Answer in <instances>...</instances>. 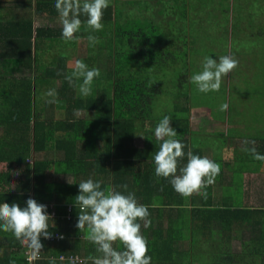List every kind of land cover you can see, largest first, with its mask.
Here are the masks:
<instances>
[{
	"label": "trees",
	"instance_id": "trees-1",
	"mask_svg": "<svg viewBox=\"0 0 264 264\" xmlns=\"http://www.w3.org/2000/svg\"><path fill=\"white\" fill-rule=\"evenodd\" d=\"M138 2L145 6L144 2ZM138 2L111 0L104 10L103 29L94 33L99 38L98 43L89 47L86 38L89 30L84 26L76 34L77 39L66 42L61 38L62 25L53 24L59 18L55 0H0V163L5 166L0 170V203L15 202L23 206L27 198L38 197L42 201L39 203L45 204L47 211H56L57 216L66 213L67 204L71 203L69 220L54 219L56 226L65 229L74 224L78 208L74 194L67 193L68 183L52 180L53 174H71L72 180L91 176L101 180L102 188L126 184L127 191L130 186L138 202L146 201L142 195L146 188L141 186L149 180L168 204L175 202L176 211L190 212L187 220L182 221V217H172V209L167 211L169 220L164 228L163 245L157 254V244L149 242V254L153 264H182L186 255L183 251L177 256L180 253L176 242L185 223L193 238H208L210 243L215 225L218 232L223 233L221 242L225 243L230 237H243L248 228H251V234L264 226V202L261 207L253 208L236 206L231 200L216 207L209 200L186 208L182 203L184 197L172 194L169 181L158 179L154 174V163L149 166L144 163L142 167L144 158H148L147 143L136 147L134 139L145 133L148 138L159 121L153 116L151 104L163 94L158 77L170 65L173 54L167 59L160 57L157 47L161 43L142 22L146 17H128L131 14L129 8ZM182 5L177 19L194 23L188 9L192 7L194 12L195 5L189 0H183ZM144 9L139 8L137 13L141 14ZM185 18L186 21H182ZM185 43H189L191 53L187 54ZM193 45L182 39L183 53L179 57L175 54V64L179 66V70H175H178L177 76L187 78L189 64L186 61L196 62L202 55L199 46ZM73 55L75 60L82 59L90 67L100 70L87 97H80L76 88L64 78L74 66L70 62ZM183 81L186 88L179 85L177 94L187 98L188 81ZM50 88L56 90L58 103L46 102L50 98L44 93ZM166 114L171 116V124L187 152V126H180L187 123V118L181 121L171 110L158 117L161 119ZM50 201L56 204V210ZM178 222L180 226L175 225ZM149 228L155 235L156 227L150 224L146 230ZM159 233L163 230L159 229ZM243 242V245L247 244ZM49 245L53 254L74 251L59 241L54 245H43V256L50 254ZM114 247H120L119 241L114 242ZM244 249L240 253H230L232 261L229 263L222 262L220 252L215 254L213 251L203 252L202 256H206L198 260L200 264H237L240 260L244 263L247 253L252 254V250L246 252ZM24 251L22 243L11 232H0V264H27ZM40 258L41 255L33 262L37 264ZM43 261L49 264L48 256Z\"/></svg>",
	"mask_w": 264,
	"mask_h": 264
},
{
	"label": "crops",
	"instance_id": "crops-1",
	"mask_svg": "<svg viewBox=\"0 0 264 264\" xmlns=\"http://www.w3.org/2000/svg\"><path fill=\"white\" fill-rule=\"evenodd\" d=\"M191 1L196 2V0ZM197 1L203 4L200 8H198V6L194 7V12H192L194 19L193 24L190 22H180V19L178 20L176 15L173 16V25L175 27V30H173V37L180 35L179 41L177 43L184 39L195 44L193 46L206 44L208 42L207 35L210 34V29L206 25H201L199 18L200 12L202 13L201 18L203 20L211 18V14L214 16L221 12L223 13L222 21L224 24L222 25V30H218L224 34L226 44H228V47L225 50V55H232L231 51L235 50L231 46L232 42H241L242 38H246V36H249L250 40L253 41V50L261 49L257 48L256 42L258 39H261V42L264 44V0ZM213 3H216L217 6L213 5ZM188 15L190 18V12H188ZM143 17H146V15L141 12V18ZM196 22H199L200 25H196ZM211 30L214 31L217 29ZM255 38L256 40H254ZM156 39L157 42L162 44L158 36ZM216 56L219 57L220 54H217ZM236 57H241V55L237 54ZM260 58H262L264 61V56H261ZM201 60L202 59L200 58H197L196 62L193 60L192 62H189L188 60V64L189 66H200ZM254 60L256 61L257 58L253 57L252 61ZM237 61L238 63H242L239 59ZM262 68L264 70V63H262ZM239 72L240 68L236 67L230 73L225 75V91L222 93L223 96L220 101L217 102L211 98L210 100L207 99L204 102H199L201 104H198V102L191 103L189 97L188 103L187 98H185L183 94L175 93V100L176 97L181 96V99L185 102L181 105H179L177 102L176 105L173 106L174 108L173 111L171 110V112L173 115H177L176 117L180 118L181 121L182 119L187 118V123L183 125L180 124L182 128L187 126V129L185 130V136H187V139H185L188 142V144H186L187 151H191L194 154L201 156H207L221 165L220 174L216 177L215 182L209 185L206 189L202 190L201 194L193 193L192 195L194 197L192 195L188 197L183 196L184 201L182 203L186 208H191L192 205L196 206L197 204H201L204 201L208 202L209 200L212 201V206L220 207L221 205H226L229 201H234L231 197H228V195L231 194L228 193L229 187H232V191L233 189H237L236 192L241 194L240 198L235 201L236 206L249 205L250 207L258 208L261 207L264 202V161L253 159L252 154L244 150L246 147H255L257 152L264 154V91L259 90L260 87L258 86L257 91L259 90V93H255L254 95L259 102L253 100L248 105L246 103L244 104V106L247 108H244L243 110L248 114L251 120L254 119L255 121L246 122L242 119H239L238 115L229 116L228 113L231 108L230 101L235 102V105L232 108H239V106L236 105L239 102V95L235 96L232 100L230 99V93L240 91L237 87H234L233 90H231V81L232 79H235L234 81H236L237 74ZM225 102L229 105V107L227 110L221 111L220 105ZM157 123L158 121L156 124ZM150 124L151 123H148V126H150ZM173 125L174 124H171L172 127ZM146 134L147 133L144 135L141 134L134 139V144L136 147H143L144 144L147 143L146 149L148 161L144 158L142 167L144 166V163L147 165L153 163V156L158 150L160 143L153 134H150L153 135V140L150 141V139H152L150 135L148 138H145ZM244 140L255 141V143L245 145L243 143ZM181 163H183V161ZM160 178L166 182L169 181L166 178L158 177V179ZM51 179L56 182L68 183L67 193L74 194V196H76L78 187L75 184V181L79 182L83 178L72 180L71 174L66 175L60 172L53 174ZM12 183L14 184L13 181ZM141 188H146L143 190L145 194H142L146 201H141L139 203L149 206L151 224L156 227V234L153 235L152 229L150 228L149 230H146L142 227L141 231L146 236L148 242H153L155 245L157 244L158 254L159 247L163 245L162 241L164 237V228L167 226V222L169 220L167 211L172 209V217H182V221L187 220V218L190 216V212L188 211V214L187 212L181 213L176 211L178 206L174 205L175 202L168 204L165 197L158 194L159 192L154 189V185L149 180L148 184H144L143 187L141 186ZM221 188H225L226 192L224 194L221 193ZM71 190L76 192H72ZM128 191H130V186H128ZM203 193H206V195ZM172 194H175L176 196L180 195L174 190ZM35 200L37 202H42L38 197ZM53 201H50L49 203L54 205L55 208L56 204ZM48 212L51 214L53 220L56 218L69 220L71 218V203L67 204V211L64 214L62 213L57 216L56 211L54 210H50ZM76 220L77 218L73 220L74 224L71 227H67L65 229L61 226H56V222L54 220L55 227L49 231H51L53 234L59 233L63 235L62 238H41V240H44L42 245L47 244L48 246L50 243L54 245L56 242L63 241V243L67 244V249H72L74 251H70L66 254H53L50 253L53 251V248L51 245H49L50 254L43 256V253L40 252L41 258L39 261H36L37 264H44L43 260H45L46 256H48V260L53 259L55 263L58 262L59 264H64V262L68 264H92L88 257L97 255L95 252V247L87 240L86 230L79 231L75 227ZM175 225L180 226L179 222L177 224L175 223ZM189 228L190 227H187V224L185 223L183 228L179 231L180 238L178 242H176V246L179 248L177 250L180 253L177 256H180L181 252L183 251L186 255L184 256L182 264L201 263V261L198 260V243H201L199 245L201 253L213 251L215 254H218L220 252V258L224 263H229L231 260L232 255L230 253H240V251L245 248L244 250L246 252H251L252 250V254L250 255L247 253L248 255L245 257L247 261L252 262L251 264H264V229L261 231L256 230L255 234L254 232L251 233L252 235L250 238H247L248 235L243 237L238 235L235 237H230L229 241L224 243V241L221 242V236H223V233L220 234L218 232L217 226L213 225L211 235L214 233V236H212L213 240L211 239L212 242L210 243V241H207L208 238L205 240L200 237L198 238L197 236L193 238L192 231ZM159 229H161V231L163 230V233H159ZM65 230L69 232H65ZM237 234H239L238 230ZM243 240L247 243L246 245L242 244L244 243ZM259 240L260 242H258ZM218 241L220 242L219 244ZM203 242L204 244L206 242V244L204 245ZM160 251H163L162 248ZM241 261L243 260H240L237 264H249L247 261L244 263Z\"/></svg>",
	"mask_w": 264,
	"mask_h": 264
},
{
	"label": "clouds",
	"instance_id": "clouds-1",
	"mask_svg": "<svg viewBox=\"0 0 264 264\" xmlns=\"http://www.w3.org/2000/svg\"><path fill=\"white\" fill-rule=\"evenodd\" d=\"M110 3L111 0H55L62 25L61 38L66 42L77 39L76 34L84 26L89 30L86 37L89 47H95L99 38L94 33L103 29L104 10ZM237 64L232 55H215V58L205 55L200 70L190 76V82L201 93L217 91L222 78ZM99 76L98 68L77 59L64 78L76 88L80 97H87ZM44 96L50 98L47 103L59 102L54 88L48 89ZM228 107L226 102L222 103L220 110L225 111ZM171 121V116L166 114L153 130V135L160 142L153 156L154 174L168 179L173 190L184 197L201 194L215 182L221 165L207 156L185 152V144L178 138ZM243 143L250 145L255 141L244 140ZM244 150L251 153L253 159L264 161V154L257 152L255 147ZM75 184L78 187L74 197L75 207L78 208L75 227L79 231L86 230L87 240L95 247L97 255L88 257L92 264H153L149 242L141 231L142 227L146 229L151 224L149 206L139 203L135 193L127 191L126 184L102 188L101 180L91 176ZM54 227L47 206L34 198H27L23 206L15 202L0 203V232H11L25 244L31 252L30 259L38 258L43 247L41 238H50L53 233L49 230ZM117 241L120 247H114ZM49 264H55V261L49 259Z\"/></svg>",
	"mask_w": 264,
	"mask_h": 264
},
{
	"label": "rangeland",
	"instance_id": "rangeland-1",
	"mask_svg": "<svg viewBox=\"0 0 264 264\" xmlns=\"http://www.w3.org/2000/svg\"><path fill=\"white\" fill-rule=\"evenodd\" d=\"M136 1L138 2V0ZM140 2H144L145 6L146 5L147 6L145 7L142 5V3L140 4L139 2H138V5L131 6L128 10V12L131 14L128 17L130 19H136L137 16L141 15L137 13L138 9L140 8V10H142L145 7V9L142 12L143 14L146 15L147 21L143 19L142 22L146 24L150 30H152L151 35L155 34L156 36H158L159 40L162 42L160 47H157L159 48L160 57L165 56L167 59L173 54L172 60L169 62L170 65L166 69H164V71H162L163 73L161 74L159 73L160 76L158 77V80L161 82V88L163 90L162 92L163 94L160 97H158L155 101H153V103L151 104V107H152L151 110L153 112V116H155L159 120L160 118L158 116H160L164 112H167V110L173 111V108H174L173 105L175 102H178L179 105L185 103L181 99V96L176 97V100H175V93L178 92L177 91L178 86L183 84L182 89L186 88V83L183 80L188 81L187 83V93H188L187 102L188 103H189V97H190L191 103L198 102V104H201L199 102H204L207 99L210 100L211 98H213L215 102L220 101V99L223 96L222 93L225 91L224 89L226 87V82L224 80L225 76L222 78L220 89L217 91H210L209 93L199 92L196 88V85L190 82V76L194 72L199 71L200 66H189L188 65L187 78L184 75L183 76L180 75L181 77L177 76V71L179 70L178 69L179 66L175 64L176 63L175 54L177 55V57H179L183 53V50L180 47L182 45V41L177 43L179 41L180 35H178L177 37H173V30H175V27L173 25V21H174L173 16L177 14L179 8L182 9L183 0L182 1H178V0L176 1L140 0ZM191 2L193 3L194 1H191ZM193 4L195 6H198V8H200L203 3H200L199 1L196 0V2H194ZM213 5H216V3H213ZM189 6L190 5H188V7ZM188 11L191 14L190 20H194L192 16L193 8L190 7ZM201 14L202 13L200 12L199 18L201 21V25L208 26L210 29V34L207 35L208 42L206 44H201L199 46V51L202 52V55L199 56V58L202 59L205 55H211L213 57L215 56V54L216 55L220 54V56L225 55V50L228 47V44H226V39H225L224 34H222L221 31H219V30H222V25L224 24V22L222 21L223 13L220 12L218 15H214V16L213 14L210 13L212 17L207 20H203L201 18ZM186 19L187 18H185V20L182 19V21H186ZM150 23L152 24L151 26H150ZM53 24L60 25L61 24L60 19L59 18L56 19L53 22ZM153 25H154V30L152 29ZM197 25H200V23L198 22ZM211 29H217V30L213 31ZM254 40H256V38ZM252 42L253 41L250 40V37L246 36V38H242L241 42L234 41L231 43L232 48L235 49L231 51L232 56H234L237 60L239 59L242 63H238L237 65V68H240V72L237 74L236 81H234L235 79H232L231 81V90H233L234 87H237L240 91H235L234 93H230L231 100L235 96L239 95L238 96L239 102L236 104L239 106V108H232L235 105V102L230 101L231 108L229 110L228 115L229 116L238 115L239 119H242L246 122L255 121V120L253 119V117H252L253 120H251L248 114L243 110L244 108H247L244 106V104L246 103L248 105L253 100H255L256 102H259L254 94L259 93V90L264 91V70L262 68V63H264V61L262 60V58H260L261 56H264V49H263L264 44L261 42V39H258V41L256 42V45H257V48H261V49L253 50ZM184 46L186 47L187 54L191 53L190 51L191 48H189V44L185 43ZM166 47H170L171 49L164 50L163 48H166ZM236 50H240V51H236ZM237 54H240L242 58L236 57ZM75 57L76 56L73 55L70 58V62L72 65H74ZM253 57L257 58V60L252 61ZM187 61H186V64L188 63ZM183 67L184 66L181 65V69H183ZM176 69L178 70L175 71ZM151 71L152 70L150 69V73ZM258 86L260 87V89L257 91ZM216 92H219V93H216ZM182 106H188V105H182ZM4 168H5L4 163H0V170ZM11 186H13L12 182H11ZM236 190L237 189H233L232 191V187H229L228 189V193H231L230 195H228V197H231L234 200L233 201L234 204H236L235 201L239 199L241 196L240 193H235ZM220 191L222 194L226 192L225 188H221ZM250 229L251 228H248L245 231L244 236H247V233H248L247 238H250L251 236ZM262 229H264V226L262 228L258 227L257 231L258 230L261 231ZM212 236H214V233L212 234ZM207 241L209 240L207 239ZM258 242H260V240ZM200 244L201 243H198V248H197L198 259L205 257V254L203 255L204 256L203 257L202 253L200 252L201 251L200 246H199Z\"/></svg>",
	"mask_w": 264,
	"mask_h": 264
},
{
	"label": "built area",
	"instance_id": "built-area-1",
	"mask_svg": "<svg viewBox=\"0 0 264 264\" xmlns=\"http://www.w3.org/2000/svg\"><path fill=\"white\" fill-rule=\"evenodd\" d=\"M54 213V212H53ZM63 235L59 234V233H55L53 234L51 237L53 238H62ZM22 246L24 247V253H25V259L27 261V264H34L33 260L34 259H30V256H31V252L30 250L26 247L25 244L22 243ZM40 255V253H39ZM39 257V256H38Z\"/></svg>",
	"mask_w": 264,
	"mask_h": 264
}]
</instances>
